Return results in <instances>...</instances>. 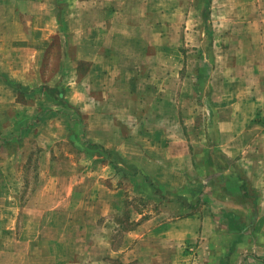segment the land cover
Segmentation results:
<instances>
[{
	"label": "crops",
	"instance_id": "0c3cea01",
	"mask_svg": "<svg viewBox=\"0 0 264 264\" xmlns=\"http://www.w3.org/2000/svg\"><path fill=\"white\" fill-rule=\"evenodd\" d=\"M132 1L0 0V120L11 108L23 115L22 124L17 126L20 128L2 127L0 131V264H40L29 257L30 248L40 239L42 227L56 226L52 217L60 216L66 225L71 226V213L69 209L62 211L61 203L71 202L75 187L82 186L86 180L92 181L90 192L97 193L96 197H86L89 201L98 202V211L91 217L110 216L119 207L126 191L144 200L149 197L164 201L167 205L129 229L126 243L131 247V256L136 252L133 259L143 256L140 250L144 249V254L152 259L162 258L161 252L165 251L166 264H213V260L210 261L216 259V255H212L213 250L225 236L229 241H226L225 256L218 257L219 264H264V227L261 226L264 224V129H261V124L253 129L248 126L264 106L259 98L264 89L261 87L263 80H258L259 75L254 83L244 82L246 85L239 95L247 111L242 112L239 107L234 111L230 106V115L224 120H214L212 125L218 128L221 142L218 147L213 144L206 149L211 154L214 147L220 148L230 160L220 170L223 181L216 178L214 182L236 187L237 201L244 204L243 216L248 217V221H242L238 211L224 203L213 205L212 185L207 181H188L187 169L179 165L190 160V146L179 102L185 101L182 91L190 86L196 88L195 82L185 83L184 76L180 74L182 69H150L145 77L140 75L139 69H114L112 64H105V58L97 52L108 48L131 59L136 54L129 53L130 45L140 41V55H144L143 37L138 39L129 25ZM58 8L64 13L61 17L58 16ZM72 23L78 30L72 28ZM62 25L68 31L63 35L60 33ZM70 32L71 40L78 43L81 50L86 51L87 45L96 48L92 52L95 55L86 57L99 64L101 69H88L84 78L71 76L72 72L77 74L78 71L72 69L66 46L62 45ZM56 40L62 45L65 62V65L61 62L59 70L61 82H49L47 89L41 88L38 71L44 68V63L41 65L38 60L44 59ZM121 42L127 45L120 47ZM153 70L159 76L154 75ZM95 75L99 81L91 80ZM175 79L178 80L176 84ZM41 89H44L49 102L34 95ZM138 90L141 93H137ZM170 90H176L180 100L177 98L173 102L169 98ZM138 97L140 101L133 110L130 105ZM76 104L80 112L65 110ZM92 106H96V110H92ZM137 120L145 122V129H132V121ZM46 126L48 132L44 134ZM72 126L80 128L89 142L95 140L104 153L112 154L121 172H115L113 179L106 184L104 169L107 166L102 164V169L90 170L80 181L65 180L60 188H66L67 192L55 193L58 183L54 185L57 178L50 172L54 166L51 140L66 138ZM92 129H97V136L90 135V138L86 130ZM30 131L40 150L34 163L38 182L32 196L22 200L25 180L20 177L17 165L22 151L14 148L7 152L2 147L23 139ZM154 154L167 157H161L162 160L152 157L155 166L153 171H149L144 161ZM26 161L31 163V153ZM233 165L246 179L247 194L241 189L242 183ZM131 168L145 172L131 174ZM68 176L60 177L68 179ZM131 178L137 179L141 189L131 184ZM119 180L124 185L117 186L115 182ZM154 187L159 189L156 198L152 197ZM187 191L192 196L200 195L190 205L185 203ZM185 204L189 209L195 206L196 211L176 217L185 209ZM130 215L134 216V213ZM18 221L22 226L19 231ZM85 223L88 225L89 220ZM225 227L228 230L226 234ZM149 245H152L151 251L148 250Z\"/></svg>",
	"mask_w": 264,
	"mask_h": 264
},
{
	"label": "rangeland",
	"instance_id": "374dc122",
	"mask_svg": "<svg viewBox=\"0 0 264 264\" xmlns=\"http://www.w3.org/2000/svg\"><path fill=\"white\" fill-rule=\"evenodd\" d=\"M131 3L133 9H131L132 18L129 25L138 39L143 37L144 55H140V41L131 43L129 53L134 56L136 54L131 59L124 58L123 54L117 51L116 56V52L108 48L97 52L105 58V64H112L114 69H139L143 77L150 69H182L180 74L184 76V82H195L196 88L190 86L182 91L185 101L179 102L190 146V160L186 163L181 162L179 165L187 169L188 181H207V184L212 185L213 205L224 203L227 207L238 211L242 221H248V217L243 216L242 212L246 210L244 204L237 201L236 187L231 184L216 185L214 182L216 178L223 181L220 178V170L230 160L220 148L214 147L211 154H208L206 149L214 145L218 147V143L221 142L220 134L217 132L218 128L212 125L214 120L216 122L224 120L230 115V106H233L234 111H237V107L242 109V112L247 111L239 95L243 91L242 87L246 85L244 82L254 83L259 75L258 80L261 78L260 81L264 82V73H261L264 70V0H133ZM62 9H57L59 17L64 14ZM66 26L68 27L67 24ZM66 26L62 25L63 29H60L62 35L68 32ZM72 28L78 30L75 23H72ZM70 35L71 32L67 35L68 40L62 42V45L66 46L68 62H72V69L78 71L77 74L72 72L71 76L77 79L81 76L84 78L87 76L88 69H101L99 64L96 65L94 61L86 57L91 54L95 55L92 52L96 48H90L87 45L86 51L81 50L79 44L71 40ZM119 44L120 47L127 45L123 42ZM62 45L56 40L44 59L39 58L38 60L39 64L44 63V68L38 71L41 88L47 89L49 82L51 84L61 82L59 70L63 61ZM62 65H65L64 61ZM118 66L120 68H116ZM153 74L159 76L155 70ZM91 80L99 81L97 75ZM177 81L175 79L174 84ZM263 86L264 83L261 87ZM44 93V89H41L34 95L49 102L50 99ZM137 93L141 92L138 90ZM94 94L97 95V93ZM169 98L175 102L181 97L176 94V90H170ZM259 98L264 104V89L260 92ZM139 101V97L133 100V105H130L133 110H136L133 106ZM95 107L92 106V110ZM65 110L80 112L77 104L72 109ZM22 116L16 109L8 110L5 117L0 120V131L2 127L9 128L10 126L16 130L15 128L22 124L20 123ZM190 118L193 119L189 120ZM257 124L259 126L261 124V129H264V106L258 110L248 126L253 129ZM132 129H145V122L132 121ZM69 130L70 134L66 138L56 137L51 140L50 144L51 161L54 163L50 172L57 178L54 185L58 183L54 192L66 193V188L63 190L60 188L65 180L80 181L90 170L92 172L94 169H102V164L107 166L104 169V177H106V184H109L108 181L113 179L112 175L115 172H121L117 169L112 154L107 151L104 153L95 140L89 142L87 135L84 133V136L77 126H72ZM46 132H48V126L43 130L44 134ZM86 132L89 133V137L90 135L97 136V129L86 130ZM31 134H33L32 131L26 133L23 139L12 141L10 146L2 147L7 152L14 148L22 151L17 162L20 177L25 180L21 193L22 200L32 196L33 189L36 188L38 182V170L34 163H36L40 150H38L35 137ZM218 150L219 153H216ZM30 153L31 163L27 164L26 157ZM152 157L164 159L167 155L154 154L149 159L153 162L144 161L149 171H153L155 166ZM129 170L131 174L145 172L143 169L136 168ZM226 174L228 175L224 172V175ZM65 175H69V178L64 179ZM233 176L235 177V174ZM91 182L86 180L82 186L75 187L72 201L67 204L61 203L62 211L69 209L71 213V226L66 225L60 216L56 219L52 217L51 220L56 222V226L52 224L42 227L44 229L40 233V239L34 247L30 248L29 257L34 258L35 263L40 264H166L168 258H166L165 251L161 252L162 258L152 259L147 257L142 249L140 251L143 256L133 259L136 252L131 256V247L126 243L129 229L158 212L160 208L167 206L164 201L151 200L149 197L144 200L126 191L119 207L110 216L91 217L98 211V202L89 201L86 198L97 195L96 192H90L92 191ZM115 183L117 186L124 185L121 180ZM131 184L137 186L138 190L141 189L137 179L131 178ZM158 192L159 189L154 187L152 197L159 196ZM194 196L189 192L186 193L185 203L187 205L194 203V198L200 195ZM186 204L181 214L176 212L178 215L176 217L196 211L195 206L189 209ZM131 213H134V216H131ZM87 220H89L88 225L85 223ZM261 226L264 227V224ZM19 227H22L20 221L17 223L18 231ZM226 232L228 230L225 227L224 234ZM226 241H229V238L224 236L218 243V247L214 248L212 255H216V259H210L211 262L213 260V264H219L218 259L225 256ZM149 248H152V245L148 247L151 251ZM154 249H156L155 246Z\"/></svg>",
	"mask_w": 264,
	"mask_h": 264
},
{
	"label": "trees",
	"instance_id": "16d2710c",
	"mask_svg": "<svg viewBox=\"0 0 264 264\" xmlns=\"http://www.w3.org/2000/svg\"><path fill=\"white\" fill-rule=\"evenodd\" d=\"M233 167H234L236 176L238 177L239 181L242 183L241 189H243V191L247 194L248 185H247L244 175L242 174L241 170L237 166L233 165Z\"/></svg>",
	"mask_w": 264,
	"mask_h": 264
}]
</instances>
